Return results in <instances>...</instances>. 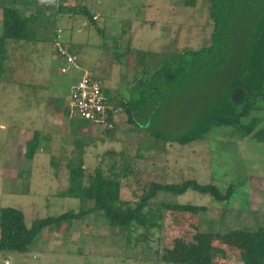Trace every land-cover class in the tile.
I'll list each match as a JSON object with an SVG mask.
<instances>
[{
  "label": "rangeland",
  "instance_id": "obj_1",
  "mask_svg": "<svg viewBox=\"0 0 264 264\" xmlns=\"http://www.w3.org/2000/svg\"><path fill=\"white\" fill-rule=\"evenodd\" d=\"M185 1H45L52 8L47 16L63 10L58 28L81 67L102 82L108 99L141 105L135 110L136 124H129L122 111L116 131L105 134L93 125L85 135L75 136L69 130L71 121H81L63 112L81 72L62 74L66 63L56 57L50 41L10 42L0 80V210L20 209L30 227L36 219L92 208L90 201L62 195L70 187L69 165L79 159L90 168L86 175L100 170L104 178L120 181L121 199L133 205L152 184L187 180L214 184L224 195L231 191V199L216 203L195 191L160 192L148 204V230L111 226L105 214L97 212L65 222L60 231L45 230L27 254L1 253L0 264H243L248 244L228 233L264 225V143L252 135L243 138L232 127L215 128L206 140L186 146L152 136L180 133L181 119L192 112L197 93L194 84L186 96L163 87L148 101L154 73L163 72L184 50L211 45L209 1L197 0L195 7ZM3 3L0 0V23ZM74 6L88 7L104 35L80 15L68 19L67 9ZM46 32L51 35L52 29ZM218 77L207 80L208 91L226 84ZM256 115L263 117L264 110ZM35 134L39 150L35 161H29L26 147ZM79 145L87 152L82 157ZM165 204L205 206L207 211L173 212L162 209ZM191 250L196 258H190Z\"/></svg>",
  "mask_w": 264,
  "mask_h": 264
},
{
  "label": "trees",
  "instance_id": "obj_2",
  "mask_svg": "<svg viewBox=\"0 0 264 264\" xmlns=\"http://www.w3.org/2000/svg\"><path fill=\"white\" fill-rule=\"evenodd\" d=\"M46 0H3L2 4V34L0 36V80L6 72L8 44L41 43L57 40L60 16L63 10L54 11L52 17L46 11L52 10L45 5ZM210 3V19L214 23L211 35V45L200 50L180 52L172 65L154 73L155 86L149 91L146 100L153 99L160 89L180 92L186 96L193 84L196 88V100L192 112L186 114L180 122L182 130L174 136L153 134L163 143H177L180 146L202 142L218 127H232L243 138L253 136L259 143H264V116L256 113L264 110V0H208ZM197 0H186L187 7H195ZM67 13L82 16L97 28L99 34L104 31L98 28V18L86 6H74ZM51 28V35L46 31ZM63 31V30H62ZM50 35V38L48 36ZM66 41V40H65ZM71 50V49H70ZM72 52V51H71ZM166 72V73H164ZM218 73V74H217ZM221 73V74H220ZM212 75L226 79V84L211 92L207 90V80ZM160 81L162 82L160 84ZM160 85V86H158ZM241 87L246 96L241 102H234L231 92ZM206 89V90H205ZM145 102V101H144ZM185 101L181 103L185 106ZM109 103L121 107L127 114L128 123L136 124L135 110L141 104L139 101L119 100ZM69 118H75L73 111L66 105L64 112ZM120 116V115H119ZM119 116L115 129L119 123ZM80 124L71 121V133L75 136L85 135L95 124L80 120ZM96 126V125H95ZM98 127V126H97ZM103 130L106 134L108 132ZM85 140V138H84ZM83 140V141H84ZM79 143V142H78ZM84 146L79 145L80 157L84 155ZM39 150V136L35 134L27 143L26 158L34 159ZM84 161L69 165V189L64 197L90 201L93 207L78 213H65L57 217L36 219L30 227L26 224L23 211L17 208L0 210V254L18 252L27 254L33 243L43 235L45 230L60 231L65 222L80 220L88 215L102 212L109 225L129 229L143 227L147 230L151 224V212L147 209L149 201L158 193L183 195L195 191L202 195L211 196L216 203H224L231 199L232 192L225 195L214 184L201 185L196 180H187L181 184H152L142 196L140 202L133 205L121 199L122 184L112 178H104L100 170L86 175ZM85 177L88 185L85 184ZM162 209L173 212L199 214L207 211L204 206L195 205H162ZM228 236L246 241L247 252L242 254L243 264H264V225L255 230H233ZM235 236V237H234ZM226 238H224L225 240ZM226 243V240L224 241ZM229 244V243H227ZM196 258L195 250H191ZM198 255V253H197ZM170 261V259H168ZM179 264H193V261H174ZM198 264V263H196ZM207 264H210L209 262Z\"/></svg>",
  "mask_w": 264,
  "mask_h": 264
},
{
  "label": "built area",
  "instance_id": "obj_3",
  "mask_svg": "<svg viewBox=\"0 0 264 264\" xmlns=\"http://www.w3.org/2000/svg\"><path fill=\"white\" fill-rule=\"evenodd\" d=\"M63 35L64 32L59 30L53 44L56 57L66 63L60 72L64 75L81 72L68 101L73 116L103 130H114L122 108L109 103L102 82L81 67L77 55L71 52Z\"/></svg>",
  "mask_w": 264,
  "mask_h": 264
},
{
  "label": "water",
  "instance_id": "obj_4",
  "mask_svg": "<svg viewBox=\"0 0 264 264\" xmlns=\"http://www.w3.org/2000/svg\"><path fill=\"white\" fill-rule=\"evenodd\" d=\"M246 96V92L243 88L238 87L235 88L232 92H231V98L234 102H241Z\"/></svg>",
  "mask_w": 264,
  "mask_h": 264
},
{
  "label": "crops",
  "instance_id": "obj_5",
  "mask_svg": "<svg viewBox=\"0 0 264 264\" xmlns=\"http://www.w3.org/2000/svg\"><path fill=\"white\" fill-rule=\"evenodd\" d=\"M2 21V20H1ZM0 27H1V29H2V22L0 23ZM125 35V36H124ZM124 35L122 36V37H126V35H127V32H125L124 33ZM131 49H129V51H130ZM80 65L82 66V64L80 63ZM48 121H50V120H48ZM69 130H70V128H69ZM71 131V130H70ZM116 138V135H114L113 136V140ZM112 139V138H111ZM111 139L109 140V141H111ZM98 143V142H97ZM85 148V147H84ZM63 146H61V152H63ZM65 152V151H64ZM51 153V152H50ZM84 154L86 155L87 154V152H86V150L84 149ZM56 154H54V156H55ZM58 155V154H57ZM84 156V155H83ZM35 158V157H34ZM36 159V158H35ZM35 159H33L34 161H35ZM32 164V163H31ZM90 167H92V166H90ZM86 169H90L89 168V166L88 167H85Z\"/></svg>",
  "mask_w": 264,
  "mask_h": 264
}]
</instances>
